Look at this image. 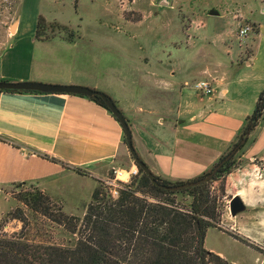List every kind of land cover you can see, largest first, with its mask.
<instances>
[{"label":"crops","instance_id":"0c3cea01","mask_svg":"<svg viewBox=\"0 0 264 264\" xmlns=\"http://www.w3.org/2000/svg\"><path fill=\"white\" fill-rule=\"evenodd\" d=\"M193 1L161 0L159 8L173 10L184 5L183 10L188 9L193 17L201 9L231 11L240 5L241 19L208 16L195 47H168L173 43L169 31L170 39L161 43L165 47H155L157 42L150 47H116L127 60L100 63L101 77L91 76L93 70L86 69L82 75L69 72L57 81L48 78L51 68L36 65L34 59L28 71L8 72L4 60L17 47L0 48V82L56 83L107 94L130 122L135 149L151 172L174 183L193 182L211 171L241 136L251 115V100L242 99L243 93L257 97L264 90V0ZM107 2L101 6L106 17ZM17 3L13 22L8 25L0 20L1 38L6 42L35 35L39 17H46L44 5H51L49 0ZM244 23L254 25L255 32L240 50L236 44ZM101 31L104 39L122 44ZM249 49L253 53L243 61V51ZM38 55L37 49L33 58ZM201 80L213 82L212 97L203 98L185 86ZM124 136L113 115L89 98L0 92V225L9 210L3 189L36 185L49 196L57 195L66 178L82 176L73 168L106 181L108 171L127 152ZM259 186L264 189V184ZM242 189L238 194L250 206L255 199L249 189Z\"/></svg>","mask_w":264,"mask_h":264},{"label":"rangeland","instance_id":"374dc122","mask_svg":"<svg viewBox=\"0 0 264 264\" xmlns=\"http://www.w3.org/2000/svg\"><path fill=\"white\" fill-rule=\"evenodd\" d=\"M49 1L51 3L49 7L44 5L46 17L41 15L47 27L44 39L37 40L35 35H22L18 39L6 42L2 40L0 34L1 50L5 47H17L16 51L11 52L4 60L5 70L8 72H26L33 65L31 63L34 59L36 65L51 68L47 69L50 70L48 76H51L48 78L57 81L64 80L69 72H73L72 75L75 76L82 75L86 69L93 70L91 76L94 74L101 77L97 70L100 63L108 62L109 65L110 62L127 60L126 55L124 56L116 47H150L151 42H157L155 47H165L166 45L161 43L170 39L168 31L173 41L168 47H195L196 37L206 28L205 19L208 16H235L241 19L240 5L231 8V11L209 7L206 10H197L196 16L191 17L188 9L183 10L184 5L180 8L174 7L173 10L160 9L161 0H107L106 8L109 12L106 17L101 8L102 5L104 7L105 0ZM193 2L198 3L199 0ZM18 6L17 0H0L2 23L8 22L9 25L13 22ZM92 8L93 11H90ZM244 26L252 27L254 34V25L241 24V27ZM101 30L109 32L115 40H121L122 44L104 39L100 36ZM244 42L246 41L238 37L236 45L240 50L245 49ZM37 49L39 55L33 58ZM252 53L251 49L243 51V61ZM141 59L144 61L145 58ZM11 64L15 67H11ZM197 82L199 81H192L185 86L194 90L193 86ZM196 93L199 94L197 91ZM260 94L254 97L248 92L243 93L242 99L251 100V115ZM254 98H257L255 103ZM248 140L243 150L233 158L235 165L232 173L210 184L212 194L219 199L222 219L218 229L212 228L208 231L205 247L233 264H263L264 260L262 253L259 252L264 251V189L259 186L264 184V120ZM125 147L127 152L121 155L119 163L108 171L106 181L115 179V170L130 172L137 168L126 144ZM127 179L128 177L123 180ZM98 181L102 180L83 175L68 177L63 182L64 187L57 190L60 193L53 196L42 192L36 185H25L22 188L11 186L3 189L9 199V204L6 205L9 210L0 225V235L11 236L23 232L22 237L31 244L70 245L71 236L65 229L27 207L20 201L21 196L33 195L36 190H40L51 199L53 213L62 209L68 216L81 218L91 203ZM246 185L247 188L243 187ZM242 188L249 189V194L255 201L247 206L245 213L232 218L230 202L239 195ZM30 202L34 203L32 199ZM18 215L25 220L24 231V223L14 219V216ZM233 236L242 237L250 246Z\"/></svg>","mask_w":264,"mask_h":264},{"label":"trees","instance_id":"16d2710c","mask_svg":"<svg viewBox=\"0 0 264 264\" xmlns=\"http://www.w3.org/2000/svg\"><path fill=\"white\" fill-rule=\"evenodd\" d=\"M46 28V21L40 16L35 33L37 40L44 39ZM89 99L108 110L101 98ZM263 120L264 91L259 96L253 114L246 119L238 141L219 163L237 149L247 135H252ZM124 142L126 144V138ZM244 147L241 146L239 151ZM44 158L61 163L49 156ZM234 165L235 159H232L212 181L180 192L162 187L170 188L184 183H174L154 175L158 183L155 184L140 167L138 175L129 183H117L114 186L108 181H98L91 203L81 218L68 216L62 209L53 213L51 199L40 190H36L33 195H23L20 201L63 227L71 236V244H31L22 237L23 232L11 236L0 235V264H233L208 251L205 240L208 231L218 229L222 219L219 199L212 194L210 184L230 175ZM73 170L89 176L81 169ZM211 171L194 182L204 179ZM25 185L14 186L22 188ZM30 199L34 201L33 204ZM14 219L24 223V231L25 220L20 215L14 216ZM233 237L247 244V240L242 237ZM259 252L264 257V251Z\"/></svg>","mask_w":264,"mask_h":264},{"label":"water","instance_id":"95a60500","mask_svg":"<svg viewBox=\"0 0 264 264\" xmlns=\"http://www.w3.org/2000/svg\"><path fill=\"white\" fill-rule=\"evenodd\" d=\"M0 91L39 92L44 94H64V95L82 96L86 98H95V97L101 98L105 102L111 114L121 124L126 138V145L128 147L131 157L137 163V168L139 169L140 167L141 169H143V171L154 181V183L158 184L157 181L154 179V174L151 172L147 164L140 158L138 152L135 149L133 132L127 118L125 117L123 112L119 109L116 102L107 94L81 86L52 85V84H44V83H36V82H21V83L0 82ZM249 137L250 135H247L244 138V140L241 142L240 146L237 149H234L204 179L197 182L193 181V182L184 183L183 185L174 186L170 188L169 187H162V188L172 192H180L201 186L205 183L212 181L215 178V176L219 173V171L222 169V167L235 157L240 147L245 145ZM229 210L232 218H236L240 214L246 212L247 205L245 204L242 197L237 195L230 202Z\"/></svg>","mask_w":264,"mask_h":264},{"label":"built area","instance_id":"2783aa9c","mask_svg":"<svg viewBox=\"0 0 264 264\" xmlns=\"http://www.w3.org/2000/svg\"><path fill=\"white\" fill-rule=\"evenodd\" d=\"M252 32L253 29L250 26L241 27L239 30V38L241 40H246L252 34ZM193 88L202 97L210 98L214 95V84L210 80L199 81L193 86ZM122 172L123 170H115V179L112 181H108V184L116 186L117 183H124V184H126L125 182L129 183L133 177L138 175L139 170L135 168L132 171L128 172L129 176L127 180L122 179Z\"/></svg>","mask_w":264,"mask_h":264},{"label":"bare ground","instance_id":"6f19581e","mask_svg":"<svg viewBox=\"0 0 264 264\" xmlns=\"http://www.w3.org/2000/svg\"><path fill=\"white\" fill-rule=\"evenodd\" d=\"M129 176L128 172L123 171L122 172V179H126Z\"/></svg>","mask_w":264,"mask_h":264}]
</instances>
